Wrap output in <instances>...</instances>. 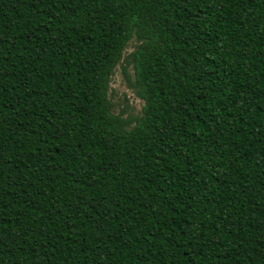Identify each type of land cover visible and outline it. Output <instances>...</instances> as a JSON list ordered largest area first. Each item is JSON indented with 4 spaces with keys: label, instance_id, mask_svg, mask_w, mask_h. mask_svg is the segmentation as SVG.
<instances>
[{
    "label": "trees",
    "instance_id": "16d2710c",
    "mask_svg": "<svg viewBox=\"0 0 264 264\" xmlns=\"http://www.w3.org/2000/svg\"><path fill=\"white\" fill-rule=\"evenodd\" d=\"M0 264H264V0H0Z\"/></svg>",
    "mask_w": 264,
    "mask_h": 264
},
{
    "label": "rangeland",
    "instance_id": "374dc122",
    "mask_svg": "<svg viewBox=\"0 0 264 264\" xmlns=\"http://www.w3.org/2000/svg\"><path fill=\"white\" fill-rule=\"evenodd\" d=\"M137 44L135 38L127 43L121 60L114 68L108 93L113 112L130 119L131 125L140 117L143 107V100L137 96L132 86L134 77L132 64L129 62V53Z\"/></svg>",
    "mask_w": 264,
    "mask_h": 264
}]
</instances>
